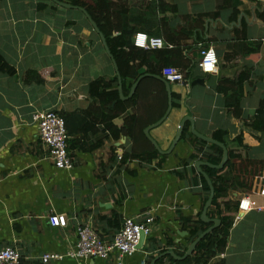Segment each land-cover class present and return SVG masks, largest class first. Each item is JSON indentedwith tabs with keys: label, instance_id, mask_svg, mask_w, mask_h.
Returning <instances> with one entry per match:
<instances>
[{
	"label": "crops",
	"instance_id": "1",
	"mask_svg": "<svg viewBox=\"0 0 264 264\" xmlns=\"http://www.w3.org/2000/svg\"><path fill=\"white\" fill-rule=\"evenodd\" d=\"M167 2L174 6L165 15L169 25L192 31L185 53L193 60L195 75L184 84H171L172 93L180 95V106L150 131L163 151L169 150L180 126L184 137L170 154L143 162L121 161L132 146L130 138H118L115 128L123 126L124 118H116L113 129L107 123L115 103L110 104L106 94L118 90V82L106 94L91 90L94 81H111L117 75L85 14L52 0H0V249L16 248L21 264H45L41 256L47 253L66 255L75 246L81 224L111 241L124 219L141 220L147 213L154 216L152 232L133 255L64 257L47 264H156L172 259H158L165 253H186L195 240L191 223L201 220L213 226L201 218L210 192L195 163L212 164L208 156L216 158L217 147L223 149L195 136L187 117L201 135L214 139L221 130L231 139L242 135L250 146L236 161L241 183L221 201L232 219L226 245L213 241L207 264H264V132L251 127L264 99V0ZM257 44L259 53L245 54ZM204 48H213L219 58L212 73L200 66ZM196 79L204 84L191 86ZM222 79L242 80L240 118L217 89ZM48 110L66 121L71 170L57 169L40 141L32 116ZM187 123L193 135L186 131ZM207 167L215 169L204 166L205 173ZM246 198L251 206L240 209ZM53 215H64L67 225L51 226ZM236 215L241 218L234 223ZM207 216L220 220L211 207Z\"/></svg>",
	"mask_w": 264,
	"mask_h": 264
},
{
	"label": "trees",
	"instance_id": "2",
	"mask_svg": "<svg viewBox=\"0 0 264 264\" xmlns=\"http://www.w3.org/2000/svg\"><path fill=\"white\" fill-rule=\"evenodd\" d=\"M58 1L86 9L92 20L99 27L117 64L125 96L129 95L132 86L142 75L153 74L162 76L165 68L177 69L183 73L186 81L194 78L195 65L192 64V58H189L185 53L188 48L187 42L192 38V31L176 30L169 25L170 19L165 15L168 12H173L174 6H170L167 0H138L135 1V5H132L129 0ZM227 2L228 0H225V3ZM234 12L237 13V10L235 9ZM138 33L161 38L164 46L161 48L138 47L134 43V36ZM260 48L261 46L257 44L253 48L245 50V54L259 53ZM207 49H202L201 56L202 52ZM2 68L3 65L0 58V69ZM143 69L144 71H142ZM117 82V78L111 81L98 79L92 83L91 90H98L100 94H106V90ZM217 89L226 96L227 107L233 115L240 118L243 114L241 99L244 96L242 80L237 83L234 80L222 79L219 81ZM106 95L110 99V104L115 103L107 114L109 129L115 127L113 122L116 118L123 117V126L121 128L115 127L118 132V138L124 136L132 140L130 150L125 152L121 161L139 160L153 162L159 156V152L147 138L145 129L157 123L166 114L169 107L166 85L157 78L146 77L140 82L135 94L128 100H122L118 90ZM172 96L173 108L179 107L180 103H178V100H180V95L173 92ZM130 110L132 112H129ZM251 127L254 130L264 132V99L260 102ZM185 129L189 135H193L189 132L188 123L185 125ZM213 137L224 144L229 152L228 162L223 169L205 168L215 189L211 208L218 211V218L221 224L215 228L212 234L207 235L199 243L191 257L187 258L185 262H179L180 264H207V251L211 243L215 241L219 246L226 245V231L230 227L232 219L229 218L228 208L223 207L221 201L226 198L231 187L241 183L236 174V161L241 160L243 155H247L250 146L245 144L242 135L231 139L227 132L219 130L213 134ZM217 148L219 150L218 157L208 156V160L212 162V165H219L224 157L223 149ZM206 186L207 191L210 192V186L207 183ZM210 227L212 226L204 224L201 220L191 223V237L193 240L197 239L200 234ZM177 255L183 257L185 253L178 252Z\"/></svg>",
	"mask_w": 264,
	"mask_h": 264
},
{
	"label": "built area",
	"instance_id": "3",
	"mask_svg": "<svg viewBox=\"0 0 264 264\" xmlns=\"http://www.w3.org/2000/svg\"><path fill=\"white\" fill-rule=\"evenodd\" d=\"M143 37V40H141ZM135 45L141 48H161L164 44L161 38H150L146 34H138L135 38ZM211 54V57H210ZM210 65L211 67H207ZM219 65V58L213 48L202 52L200 66L205 73L214 72ZM162 76L170 84L186 83L183 73L175 68H165ZM33 121L38 125L39 138L44 147L48 150L49 158L57 169L71 170L73 162L69 152V134L66 128L65 119L55 111H37L33 113ZM246 201V206L244 202ZM243 203V205H242ZM241 207L249 209L250 201L244 199ZM235 216L234 223L240 219ZM49 223L53 227H65L67 219L64 215H53L49 217ZM154 216L147 213L141 220L134 217L124 219L122 227L117 231L111 241H103L99 234L90 225H79L77 228V239L73 249L66 255L47 253L41 256L45 264L51 261H61L64 257L73 259H109L116 254L118 259L124 256H131L137 252L141 238L149 236L152 232ZM0 264H21V254L12 247L6 246L0 249ZM156 264H180L171 259H163Z\"/></svg>",
	"mask_w": 264,
	"mask_h": 264
},
{
	"label": "water",
	"instance_id": "4",
	"mask_svg": "<svg viewBox=\"0 0 264 264\" xmlns=\"http://www.w3.org/2000/svg\"><path fill=\"white\" fill-rule=\"evenodd\" d=\"M54 3H56L57 5L61 6V7H64V8H67V9H78L80 11H82L85 16L87 17V19L89 20V22L91 23V25L93 26L94 30L96 31V33H98V35L100 36L103 44H104V47L106 49V52L107 54L109 55V57L112 59V62H113V65H114V68H115V71H116V75H117V79H118V91H119V94H120V98L122 100H126V99H129L130 97H132L140 82L146 78V77H154V78H157L159 80H161L165 85H166V89H167V93H168V102H169V107L166 111V114L164 115V117L159 120L157 123L147 127L145 129V134L147 136V138L151 141V143L156 147V149L159 151V153L165 155V154H170L172 152V150L176 147V145L180 142L182 136H183V127L180 126L179 127V130L174 138V140L172 141V144L169 148L168 151H163L161 150V148L159 147V144L151 137L150 135V131L158 126H160L165 120L166 118L168 117V115L170 114L172 108H173V105H172V101H173V96H172V87H171V84L161 75H153V74H144L142 75L135 83L134 85L132 86V89L129 93V95L127 97L124 96L123 94V84H122V78L120 76V73H119V70H118V67H117V64L113 58V56L111 55V52L109 50V47L106 43V39L104 37V35L102 34V32L100 31L99 27L96 25V23L92 20L91 16L88 14V12L86 11V9L82 8V7H78V6H73L71 4H67V3H63V2H60L58 0H52ZM195 84H204V81L203 79H196L194 81L191 82V86H194ZM186 121H190L191 124H192V133L197 136L198 138L204 140V141H207L209 143H212V144H216V145H219L221 146L223 149H224V157H223V160L222 162L220 163V165H212L210 163H207V162H204V161H198L195 163V167L196 169L198 170V172L205 177V179L207 180L209 186H210V196L205 204V207H204V210H203V213L201 215V218L204 222L206 223H212L213 226L210 227L208 230H206L204 233H202L197 239L194 240V242L189 246L187 252L185 253V255L183 257H180L178 255H176L174 252H168V253H165L163 256L159 257L158 259L162 258V257H166V256H170L174 261L176 262H183L185 261L189 256H191L194 251L196 250L198 244L210 233H212L215 228H217L219 225H220V220L218 219H210L208 216H207V211L208 209L211 207L212 203H213V199H214V194H215V189L213 187V184H212V181L211 179L209 178V176L203 171V167L204 166H210L212 168H215V169H218V170H221L224 168V166L226 165V163L228 162V159H229V156H228V150L227 148L223 145V144H220L218 143L217 141H215L214 139L210 138V137H207V136H204V135H201L200 133H198L196 130H195V124L192 120V118L190 117H187L185 119ZM144 236L141 238V242L140 244L142 243V241L144 240ZM139 244V245H140ZM157 259V260H158ZM156 262V261H155ZM154 262V264H155Z\"/></svg>",
	"mask_w": 264,
	"mask_h": 264
},
{
	"label": "rangeland",
	"instance_id": "5",
	"mask_svg": "<svg viewBox=\"0 0 264 264\" xmlns=\"http://www.w3.org/2000/svg\"><path fill=\"white\" fill-rule=\"evenodd\" d=\"M129 2H130L132 5H135V4H134V3H135L134 0H130Z\"/></svg>",
	"mask_w": 264,
	"mask_h": 264
},
{
	"label": "snow or ice",
	"instance_id": "6",
	"mask_svg": "<svg viewBox=\"0 0 264 264\" xmlns=\"http://www.w3.org/2000/svg\"><path fill=\"white\" fill-rule=\"evenodd\" d=\"M141 40H143V37H141ZM210 57H211V54H210ZM207 67H211L210 65H208ZM245 206H246V202H245Z\"/></svg>",
	"mask_w": 264,
	"mask_h": 264
}]
</instances>
